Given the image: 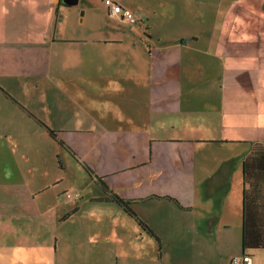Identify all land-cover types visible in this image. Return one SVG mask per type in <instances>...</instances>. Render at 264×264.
I'll return each instance as SVG.
<instances>
[{
    "label": "crops",
    "instance_id": "1",
    "mask_svg": "<svg viewBox=\"0 0 264 264\" xmlns=\"http://www.w3.org/2000/svg\"><path fill=\"white\" fill-rule=\"evenodd\" d=\"M116 1L0 0V264H264V0Z\"/></svg>",
    "mask_w": 264,
    "mask_h": 264
},
{
    "label": "trees",
    "instance_id": "2",
    "mask_svg": "<svg viewBox=\"0 0 264 264\" xmlns=\"http://www.w3.org/2000/svg\"><path fill=\"white\" fill-rule=\"evenodd\" d=\"M47 132L52 136V137H56V132L52 129L47 128ZM255 149H262V156H260V162L257 164H250L249 162H247L246 159L243 160V164H242V179H243V183L244 185L250 183L251 184V179L254 175V169L256 168V165L258 167V165H262L264 164V144L261 145V143H256L254 145ZM264 169V168H263ZM86 170L88 172L91 173V171L86 168ZM249 176H250V180H249ZM96 180L98 181V183L100 184L104 194L106 196L103 197L104 200L107 201H113L118 203L120 206H122V208L124 209V211L126 213H128L130 216H132L140 225V228L147 232L149 235L153 236L156 240V236L154 234V232L136 215V213L134 212V210L132 209L130 202L127 201L126 199L118 196L116 193H113L108 186L100 179V178H96ZM246 191L247 189L243 188V199H244V204H245V196H246ZM246 208L244 207V212H243V234H242V244H243V249L246 250V248H251L253 246H248L247 244V235H246V231H245V223H246V219H247V210H245ZM245 255V254H243ZM249 255V254H248ZM240 258V257H237ZM233 262V260H232ZM241 263V262H240ZM242 264V263H241Z\"/></svg>",
    "mask_w": 264,
    "mask_h": 264
},
{
    "label": "built area",
    "instance_id": "3",
    "mask_svg": "<svg viewBox=\"0 0 264 264\" xmlns=\"http://www.w3.org/2000/svg\"><path fill=\"white\" fill-rule=\"evenodd\" d=\"M103 6L106 9L108 15L117 16L123 18L128 24H135L138 21V17L130 8L123 6L116 0H102ZM252 264L250 255L245 254L240 258L234 257L233 263L238 264Z\"/></svg>",
    "mask_w": 264,
    "mask_h": 264
},
{
    "label": "water",
    "instance_id": "4",
    "mask_svg": "<svg viewBox=\"0 0 264 264\" xmlns=\"http://www.w3.org/2000/svg\"><path fill=\"white\" fill-rule=\"evenodd\" d=\"M67 4L73 5L77 3V0H66Z\"/></svg>",
    "mask_w": 264,
    "mask_h": 264
}]
</instances>
